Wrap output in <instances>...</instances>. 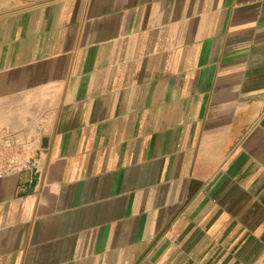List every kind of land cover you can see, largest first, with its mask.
<instances>
[{
  "label": "crops",
  "instance_id": "obj_1",
  "mask_svg": "<svg viewBox=\"0 0 264 264\" xmlns=\"http://www.w3.org/2000/svg\"><path fill=\"white\" fill-rule=\"evenodd\" d=\"M0 0V264H264V0Z\"/></svg>",
  "mask_w": 264,
  "mask_h": 264
},
{
  "label": "built area",
  "instance_id": "obj_2",
  "mask_svg": "<svg viewBox=\"0 0 264 264\" xmlns=\"http://www.w3.org/2000/svg\"><path fill=\"white\" fill-rule=\"evenodd\" d=\"M34 152L32 142L22 140L10 128H0V179L32 170L36 160Z\"/></svg>",
  "mask_w": 264,
  "mask_h": 264
},
{
  "label": "rangeland",
  "instance_id": "obj_3",
  "mask_svg": "<svg viewBox=\"0 0 264 264\" xmlns=\"http://www.w3.org/2000/svg\"><path fill=\"white\" fill-rule=\"evenodd\" d=\"M39 1H45V0H29L28 3L31 4V3H35V2H39Z\"/></svg>",
  "mask_w": 264,
  "mask_h": 264
}]
</instances>
